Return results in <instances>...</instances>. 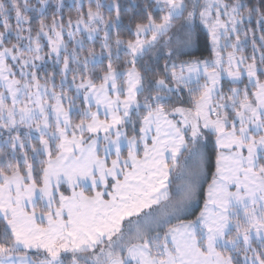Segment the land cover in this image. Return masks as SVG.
I'll return each mask as SVG.
<instances>
[{
	"label": "snow or ice",
	"instance_id": "snow-or-ice-1",
	"mask_svg": "<svg viewBox=\"0 0 264 264\" xmlns=\"http://www.w3.org/2000/svg\"><path fill=\"white\" fill-rule=\"evenodd\" d=\"M0 264H264V0H0Z\"/></svg>",
	"mask_w": 264,
	"mask_h": 264
},
{
	"label": "trees",
	"instance_id": "trees-1",
	"mask_svg": "<svg viewBox=\"0 0 264 264\" xmlns=\"http://www.w3.org/2000/svg\"><path fill=\"white\" fill-rule=\"evenodd\" d=\"M178 182V181H177ZM198 214V213H197Z\"/></svg>",
	"mask_w": 264,
	"mask_h": 264
}]
</instances>
